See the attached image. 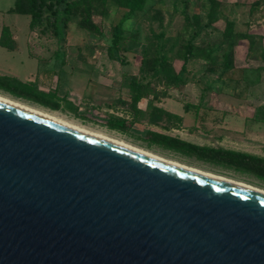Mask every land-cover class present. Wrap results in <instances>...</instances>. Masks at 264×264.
Here are the masks:
<instances>
[{"label":"rangeland","instance_id":"rangeland-1","mask_svg":"<svg viewBox=\"0 0 264 264\" xmlns=\"http://www.w3.org/2000/svg\"><path fill=\"white\" fill-rule=\"evenodd\" d=\"M14 1L0 0L1 37L9 46H0V76L44 94L59 106L52 110L1 89L0 94L165 158L264 189V179L145 137V131L152 130L264 157V0H219L212 17L208 0H147L121 25L117 55L123 63L110 51L114 27L126 12L115 1L68 0L89 9L82 7L68 22L58 21L44 7L34 25L29 15L10 12ZM82 19L101 31L83 27ZM227 20L234 23L230 37L223 35ZM189 44L197 57L187 55ZM227 53L232 61L223 74ZM159 54L167 58L166 69L158 64ZM185 60L188 70L182 75L187 84L168 83ZM131 81L138 83L143 95L136 110L131 105ZM158 102L168 103L173 110L187 105L189 111L183 113L182 122L172 120L169 129L157 127L148 119L150 104ZM197 105L214 110L199 109L196 114ZM113 118L124 119L132 127L113 128L107 122Z\"/></svg>","mask_w":264,"mask_h":264},{"label":"water","instance_id":"water-1","mask_svg":"<svg viewBox=\"0 0 264 264\" xmlns=\"http://www.w3.org/2000/svg\"><path fill=\"white\" fill-rule=\"evenodd\" d=\"M0 264H264V195L0 100Z\"/></svg>","mask_w":264,"mask_h":264},{"label":"trees","instance_id":"trees-1","mask_svg":"<svg viewBox=\"0 0 264 264\" xmlns=\"http://www.w3.org/2000/svg\"><path fill=\"white\" fill-rule=\"evenodd\" d=\"M94 0H83L90 4ZM121 7L126 8V12L123 14L119 22L114 27L113 38L110 46V51L114 59L120 60L118 54L119 47L118 42L121 37L122 29L121 25L124 21L130 19L135 12L141 10L147 0H113ZM211 3V11L209 15L212 17V14L216 11L219 6V0H208ZM81 4L74 5L68 0H50L47 2L46 0H15L13 6L10 8V12L17 14H25L31 17V25H34L41 17L43 13L44 7L54 12L55 15L58 16V21L65 20L68 22L69 16L71 14H76L82 7L89 12V9ZM223 28V35L225 37H230L234 32V23L232 21H225ZM81 25L83 27H87L88 29H94L95 31L100 32L101 29L98 25L89 22L87 19L81 20ZM0 44L6 47H9L4 39L0 38ZM193 45L189 44V48H187L188 56H195L192 51ZM158 64L162 69L167 68V58L164 54H159ZM122 63L123 61L120 60ZM231 54L227 53L224 57V61L222 63V71L225 74L231 66ZM262 68V67H260ZM188 70L187 61L181 65V68L177 74L174 75V78L171 81H167L168 83H173L175 86H185L187 84V80L183 78V73ZM129 88L134 92L133 99L131 105L134 109H137V102L140 98H142V93L139 89L138 83L135 81H131L129 83ZM0 89L5 92L17 97L31 100L43 107H47L49 109L55 110L58 108V103L48 98L44 94L19 84H15L10 81L8 78L0 76ZM240 97L238 94H233ZM212 101V99H211ZM210 101V102H211ZM185 106V111H188L189 108L187 105ZM201 107L198 105L195 107V111L197 112ZM207 109L214 110L213 106L208 107ZM257 112L255 110V114L253 115V119L256 120ZM149 122L150 124L162 127L164 129L170 128V123L172 120H176L177 122H181V117L172 114L162 108L157 107L154 104H150L149 110ZM109 126L117 129H130L132 127L131 123H127L124 119L113 118L107 121ZM145 137L151 142L163 146L168 149H174L180 152H183L187 155L194 156L199 160L211 162L217 165L225 166L228 168H232L234 170L243 171L246 173H250L258 178L264 179V157L242 152L231 149H226L220 146H208V145H199L193 142L186 141L179 137L171 136L165 133L146 130Z\"/></svg>","mask_w":264,"mask_h":264},{"label":"bare ground","instance_id":"bare-ground-1","mask_svg":"<svg viewBox=\"0 0 264 264\" xmlns=\"http://www.w3.org/2000/svg\"><path fill=\"white\" fill-rule=\"evenodd\" d=\"M0 100L4 101L6 103H9L11 105L17 106L19 108L25 109L27 111L33 112L35 114L41 115V116L46 117L48 119L54 120L56 122L62 123L64 125L70 126L72 128L78 129V130L83 131L85 133L91 134L93 136L99 137L101 139H104V140L119 144L121 146H124V147L130 148V149H133V150H136V151H139V152H142V153H145V154H148V155H151V156H154V157H157V158H160V159H163V160H166V161L181 165L183 167H186V168H189V169H192V170L207 174L209 176H212V177L227 181V182L232 183L234 185H237V186H240L242 188L248 189L250 191L256 192L258 194L264 195V189L261 188V187L255 186L253 184H249V183H246V182H243V181H240V180H236V179H233V178L221 175V174H216V173H212V172H209V171H205V170H202V169L197 168L195 166L187 165V164H184L182 162H179V161H176V160H173V159L165 158V157L160 156L158 154H155V153H153V152H151L149 150L134 146V145H132L130 143H127V142H125L123 140L107 136V135H105L103 133H99L97 131L96 132L90 131V130H88L86 128H83V127L78 126L76 124H73V123H71L69 121H66V120H64L62 118H59L56 115H54L53 113H51V112H48V111H45V110L40 109L38 107H35V106H32V105L20 102V101L15 100V99L9 98V97L4 96L2 94H0Z\"/></svg>","mask_w":264,"mask_h":264},{"label":"crops","instance_id":"crops-1","mask_svg":"<svg viewBox=\"0 0 264 264\" xmlns=\"http://www.w3.org/2000/svg\"><path fill=\"white\" fill-rule=\"evenodd\" d=\"M1 30H2V28L0 29V38H1ZM0 46H2V47H6V46H3V45H1L0 44ZM8 48V47H7ZM232 100H236V98H232V97H230ZM238 99V98H237ZM156 106L157 107H159V108H162V109H164V110H166V111H168V112H170V113H172V114H175V115H177V116H179V117H181V122L185 119V117H184V115H183V113H188V111H185V106H184V108L183 109H181V108H179L180 110H173V109H170L169 108V106H168V103H164V102H158V103H156ZM200 109H205V108H200ZM205 110H210V109H205ZM210 111H212V110H210ZM196 114H198L197 112H196ZM190 142V141H189ZM209 146V145H208ZM224 148V147H223ZM226 149H229V148H226ZM231 150H234V149H231ZM236 151H240V150H236ZM242 152H246V151H242ZM247 153H249V152H247ZM251 154H253V153H251ZM256 155V154H255ZM259 156V155H258ZM262 157V156H261Z\"/></svg>","mask_w":264,"mask_h":264}]
</instances>
